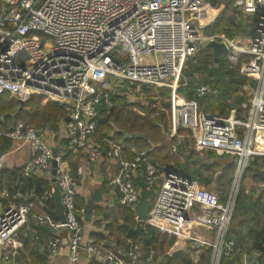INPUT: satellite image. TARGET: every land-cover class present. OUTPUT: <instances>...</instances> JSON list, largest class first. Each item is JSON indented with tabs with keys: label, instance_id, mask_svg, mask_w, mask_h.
<instances>
[{
	"label": "built area",
	"instance_id": "1",
	"mask_svg": "<svg viewBox=\"0 0 264 264\" xmlns=\"http://www.w3.org/2000/svg\"><path fill=\"white\" fill-rule=\"evenodd\" d=\"M231 7L241 25L249 27L229 38L203 32L215 15H208L205 0H0V95L23 103L39 98L60 106L64 129L61 150L53 155L47 139L50 128L21 121L6 127L0 118V137L27 144L30 150L16 180L15 196L22 201L0 210V251H5L0 253V264H16L14 256L20 246L16 235L29 215L40 225L67 232V264H79L81 253L90 258L87 264H159L161 257L155 249L142 255L137 242L128 241L122 250L106 247L103 240L83 239L76 191L86 169L104 158L117 165L107 184L119 193L122 204L138 202L137 177L148 188L158 187L142 229L182 242L193 261L206 248L211 249L209 264H218L221 257L233 253V240H225V234L238 191L236 182L220 202L181 172L171 168L161 172L146 150L132 149L129 158L120 159V141H107L102 148L94 138L95 116L102 117L100 111L112 106L114 88L163 89L169 93L172 134L188 132L195 151L234 155V180L248 160L264 155L255 150L256 134L264 139V0H233ZM246 32H250L247 40ZM211 41L223 44L231 65L246 59L239 72L253 78L254 86L240 105V119L234 112L227 117L204 113L195 99L177 91V75L184 62ZM242 89L247 91V85ZM207 92L203 84L195 89L196 97ZM71 155L81 157L74 171L65 161ZM4 158L0 149V168ZM52 161L56 163L54 176ZM35 175L58 188L64 223L41 211L35 213L30 199L35 196L30 190L20 191L25 180ZM50 193L44 190L39 203L49 199ZM59 244L60 237L54 235L48 252L56 255ZM231 264L252 263L243 255L240 262Z\"/></svg>",
	"mask_w": 264,
	"mask_h": 264
},
{
	"label": "trees",
	"instance_id": "2",
	"mask_svg": "<svg viewBox=\"0 0 264 264\" xmlns=\"http://www.w3.org/2000/svg\"><path fill=\"white\" fill-rule=\"evenodd\" d=\"M206 1L212 7L223 4V8L215 22L205 29V34L222 31L224 26L227 27L226 36L229 38L243 33L241 23H235L229 13L234 11L231 7L233 0ZM184 64L185 67L182 72L187 82L186 86L178 87L177 91L180 94L184 95L186 99H195L201 110L212 114L215 111L217 116H227L229 109L233 107L235 118H242L240 105L249 96L248 91L254 86V82L250 77L240 74L238 67L228 63L224 54H220L217 59H214L210 48L198 52L196 57L187 59ZM200 84L206 85L211 91L216 90L215 94L209 92L196 97L195 89ZM243 85H247L248 88L246 96L240 95ZM141 90L148 95V101L152 104L150 110H146L144 106L139 104H130L123 92L124 90L118 89V92H114L112 96V106L100 111V115L102 117L108 116V120L96 126L94 135L96 142L100 147L106 148L107 141H120L122 145L120 159L129 158L132 149L146 150L149 160L158 167L179 171L184 176L194 179L202 185H208L213 180L216 185L214 186L215 196L220 202H223L233 177L235 161L232 158H235V156L222 154L226 155L223 157H229L232 161L220 165L215 160L211 161V156L214 153L209 150H206V155L202 157L190 148L185 149V145L181 143H175L174 145L173 142L176 140L174 136H166L164 138L161 128L164 129L167 124L166 116L163 111L158 112L154 104H161L162 107L167 109L169 101L160 100L157 97L160 95L168 98V93L166 90L159 89L157 90L159 91L158 95H153V90ZM133 106L143 112L145 111V113L138 115L132 110ZM152 114L154 115L151 116ZM62 117L63 112L56 104L40 105L39 102L29 99L19 108L16 100L8 99L6 95H0V118H2L6 127H9L14 122L21 121L32 126H47L53 132L56 131V124ZM111 123L116 128H113ZM111 132L112 134L110 135ZM12 147L16 149L7 153L6 163L4 162L0 168V190L3 187L8 188L11 185V181L13 183V192L10 188L8 190L11 191V195H13L16 202H19V199L15 196L17 189L14 183L20 176L21 168L28 161L30 151L27 144H20L5 137H0V149L2 152H6ZM19 152L23 154H19ZM259 167L257 156L252 157L244 168L242 177L247 176L250 172L251 179L264 183V179L254 172V168ZM214 173L215 178H213ZM134 182L141 189L138 203L147 200L150 209L156 198L158 187H146L139 177ZM50 183L49 180L33 176L25 180L24 186L20 188V191L30 190L36 198H39V195L44 190L51 191ZM81 204H76V206L78 205L77 207L81 208ZM246 204H248V207L244 208ZM93 209L97 218L95 224L105 222L104 229L106 231L103 234H92L91 237L94 241L103 240L106 246L107 244L113 245L122 250L128 241L137 242L140 244L142 255L147 253L152 247L156 251V256L161 258L177 244L174 238L166 239L165 234L158 233L153 229H142L141 224L143 221L136 219L135 211L130 205L124 204L120 206L118 204L115 209L110 210L93 205ZM79 216L81 214H78ZM99 218L100 220H98ZM32 238L33 235L30 233L21 235L22 248L18 250L17 262L19 264H46L43 252L36 247L31 248L29 246ZM225 240H233V253L228 257H221L218 264H231L233 261L240 262V258L243 255H249V261L255 260L257 264H264V186L259 189L258 193L253 189L246 190L242 186L239 187ZM165 242H167V248L163 250ZM188 253L189 251L185 247L178 249L171 254L166 262L167 264H196V262H192L189 259ZM210 254V248H206L200 254L198 259L201 264L209 263ZM27 258L31 260V263Z\"/></svg>",
	"mask_w": 264,
	"mask_h": 264
},
{
	"label": "crops",
	"instance_id": "3",
	"mask_svg": "<svg viewBox=\"0 0 264 264\" xmlns=\"http://www.w3.org/2000/svg\"><path fill=\"white\" fill-rule=\"evenodd\" d=\"M216 11L217 10H215V12ZM249 34H250V32H246V40L249 37ZM56 125H57L56 131L52 132V130H51L47 139H48V142L50 143L51 147L54 148L55 150H57V152H58V150H61L60 146L64 142V138H63L64 129H63V124L60 121H58V123ZM167 136H169V137H173V136L175 137L176 136L175 134L174 135L172 134V132L169 130V127L167 130ZM13 148L14 147H12L11 149H8L6 152H3L5 154V158H6V155L9 151L16 149V148H14V149ZM19 154H23V153L19 152ZM5 158H4V162H5ZM65 161H66L67 165L73 171L74 168L76 167V165L79 163V161H81V157L76 156V155L75 156L71 155V156L66 157ZM166 169L167 168H165L164 170H166ZM116 170H117L116 163L114 162V160H109V159H102L101 161L95 163L92 166V168L86 169L85 174L80 179L79 184H78V188L76 191V202H77L76 204L79 205L80 203H82L80 206H82L81 208H83L86 201L91 197L92 192L94 190H97L99 195H100V201L94 203V205H97L101 208H106L108 210L115 209L118 204L120 206L124 205L120 201L119 193L112 190L107 184L108 176L113 174ZM35 177L42 178V179L46 180L44 177H40L39 175H35ZM10 184L11 185H9L8 188H10L11 191L13 192V190H12L13 183L11 181H10ZM14 185L16 188V182L14 183ZM50 187H51L50 197H49V199L45 200V202H43V204L39 203V201H38L39 198H36V197L31 198V200L34 202V205H35V209H34L35 213L41 211V212L49 215L48 213L45 212V209H49V210L53 209V187H54V184L50 183ZM8 188L3 187L0 190V210L2 209L3 206L16 202L13 195H11V191H9ZM139 189H140V187H139ZM140 194H141V189H140ZM21 201L22 200L19 199V202H21ZM140 203L137 202L134 205H138ZM49 216L56 219L52 215H49ZM80 218H81L82 227H83V239L84 240H92L93 241L94 239H92V237H91L92 234H94V233H96V234L97 233H102V234L106 233V231L104 229L105 222H99L98 224H95V220H97V218H96V215L94 214V209L91 212L90 221L87 222L84 220L83 213H81ZM98 220H100V218ZM26 233H30L31 235H33L32 241L29 244V246L31 248L36 247L38 250L43 252V254L46 258L45 259L46 264H67L68 263V261H67V232L64 229H61L60 231H54L53 229L49 228L48 226L40 225L36 222L35 218H33L32 215H29L27 222L24 224V226L21 229L18 230L17 235H16V240L20 243V246L16 249V253L14 256L16 264H19L16 260V256L19 255L18 250H20L22 248L20 237H21V235H25ZM207 233H208L209 237L212 238L213 234L209 231H207ZM54 235H58L60 237V244H59L58 253L56 255H51L48 252V245L47 244H48V241ZM106 247L116 248L113 245L111 246L108 244ZM184 247L186 248V246H182V248H184ZM0 253L4 254L5 251H3V252L0 251ZM164 256H162V258L160 260L163 261L164 264H167V262H166L167 260L164 258ZM188 256H189V253H188ZM248 257H249V255L246 256V261H249ZM27 259L31 263V260L29 258H27ZM89 259L90 258L85 253H81L80 259H79V264H87ZM189 259H190V257H189ZM241 260H242V256L240 258V261ZM191 261L192 262H198L199 264H201L199 259H197L195 261H193V260H191ZM250 262H252V260ZM24 264H26V263H24ZM140 264H141V262H140Z\"/></svg>",
	"mask_w": 264,
	"mask_h": 264
},
{
	"label": "rangeland",
	"instance_id": "4",
	"mask_svg": "<svg viewBox=\"0 0 264 264\" xmlns=\"http://www.w3.org/2000/svg\"><path fill=\"white\" fill-rule=\"evenodd\" d=\"M206 1V0H205ZM206 3H207V6H209L210 8H212V9H210V8H208V15L209 16H213L214 14V17L212 18L213 20H211V21H207V23H206V25L203 27V32H205V29L208 27V26H210V25H212L214 22H215V20H216V18H217V16L219 15V13H220V11H221V7H220V4H218L216 7H212L207 1H206ZM223 5V4H222ZM221 8V9H220ZM215 9H217L218 11H216V13H214L215 12ZM230 14H231V16H232V18L234 19V21H235V23H241V19H240V16H239V14L234 10L233 12H229ZM206 22V21H205ZM243 28H246V27H249L248 25H246V24H243V25H241ZM227 27H225L224 26V30H222V31H219V32H216V33H219V34H224V35H227ZM235 36H239V34H236ZM207 48V46H205V47H201V49H199L192 57H190L191 59H193L194 57H196L197 55H198V52H200V51H203V50H205ZM190 58H188V59H190ZM186 62V61H185ZM184 62V63H185ZM245 62H246V59L245 58H242V59H240V61L238 62V64L236 65L237 67H238V71H239V68L243 65V64H245ZM184 67H185V64H183V66H182V68H181V70H180V72H179V74L177 75V77H178V86H186V77L184 76V74H183V69H184ZM240 73V72H239ZM240 74H242V73H240ZM243 75V74H242ZM252 80H253V78H251ZM208 88V92L207 93H209V92H211V93H213V94H215V92H216V90H210V88L209 87H207ZM118 89L119 90H121V89H123L124 91V93L126 94L125 96H126V98H127V100H128V102L130 103V104H139V105H142V106H144L145 108H146V110H150V108L152 107V104H150L149 103V101H148V95L145 93V92H143V90L141 91L140 89H138V88H117V89H115L114 88V92H118ZM158 93H159V91H157V90H153V95H158ZM168 93V92H167ZM240 95H242V96H246V90H244V89H242L241 88V90H240ZM8 98V97H7ZM157 98H159L160 100H168L169 101V93H168V98L167 97H164V96H160V95H158V97ZM9 99V98H8ZM32 100H35V101H37V102H39L40 103V105H51V103H48V102H46V103H43L42 102V100L41 99H39V98H32ZM161 104H158V103H155L154 104V106L155 107H157V111L159 112V111H163L164 113H165V116H166V121H167V124H166V126H165V128L163 129V128H161V129H163V132L161 131V133L164 135V138H166V136H167V130H168V127H169V125H168V108L166 109V108H164V107H162V105L160 106ZM58 106V105H57ZM60 107V106H59ZM160 107V108H159ZM132 110L134 111V112H136L138 115H141V114H144L145 113V111L143 112L142 110H140L139 108H137L136 106H133L132 107ZM201 110V109H200ZM232 110H234V108L233 107H231L230 109H229V112H228V114H227V116H229L231 113H233L234 112V114H235V110L234 111H232ZM202 112H204V113H208V114H212V113H210V112H208V111H204V110H201ZM154 114H152L151 116H153ZM212 115H216V112L214 111V113L212 114ZM243 115V113H241V116ZM1 116H3V115H1ZM227 116H221V117H227ZM111 126L113 127V128H116L112 123H111ZM112 134V132L110 133V135ZM257 135V137H255V140H256V146H255V150H257L259 153H264V139L261 137V134H259V132L256 134ZM176 140L173 142V144L175 145V143L177 144V143H181L182 145H185V149H191V150H194L193 149V147H192V138H191V135L188 133V132H184V131H179V132H177V136H175L174 137ZM115 142V141H114ZM173 145V146H174ZM205 151L206 150H204V151H195L194 150V152H197L200 156H202V157H204L206 154H205ZM210 151V150H209ZM210 152H212V153H214V155L213 156H211V161H217L220 165H222V164H224V163H226V162H228V161H232V160H234L235 161V158H232V160H231V158H229V157H223V156H226V155H222V154H217L216 152H214V151H210ZM249 161V160H248ZM257 161H258V163H259V166L260 167H262L263 166V164H264V155H258L257 156ZM259 167V168H260ZM234 170V169H233ZM217 172H219V171H217ZM233 173H234V171H233ZM243 173H244V170L242 171V173H241V175H239L238 176V178H237V180H234V174H233V177H232V180H231V182H230V185H229V187H228V189H227V194H229V192H230V187H231V185H232V183H234V182H236L237 183V185H238V189H239V187L240 186H242L243 188H245L246 190H250V189H253L256 193H258L259 192V189L261 188V187H263L264 186V183H260V182H258V181H255V180H253V179H251V173L249 172L248 174H247V176H245V177H242L243 176ZM213 178H215V173L213 174ZM200 184V183H199ZM204 189H206L207 191H209V192H211V193H213L214 195H216L215 194V192H214V186H216L215 185V183H214V181L212 180L208 185H202V184H200ZM166 237V239H168V238H170V239H172V238H174V237H172V236H165ZM174 240H176L175 238H174ZM166 244H167V242H165V245H164V247H163V250H165V248H167V246H166ZM166 250H168V249H166ZM159 264H164V262L163 261H161V260H159Z\"/></svg>",
	"mask_w": 264,
	"mask_h": 264
},
{
	"label": "water",
	"instance_id": "5",
	"mask_svg": "<svg viewBox=\"0 0 264 264\" xmlns=\"http://www.w3.org/2000/svg\"><path fill=\"white\" fill-rule=\"evenodd\" d=\"M207 48L211 49L212 55L214 57V59H217V57L220 54H225L226 50L225 47L223 46L222 43L216 42V41H211L207 44ZM19 108L22 107L23 102L22 101H17ZM95 120H96V124L98 125L99 123H103L106 122L108 120V116L105 117H100L98 114L95 116ZM161 131L163 132V129H161ZM52 154H55V149L52 148ZM55 167H56V163L54 161H52L51 163V175L54 176L55 175ZM158 169L161 172H165L166 170H164V167L159 166ZM254 172L261 178L264 179V165L260 168H254ZM52 182H53V177H52ZM33 198V197H32ZM100 201V195L98 193L97 190H94L92 192L91 197L86 201L85 205L82 208V213L84 215V220L85 221H90V217H91V212H92V207L94 205V203L99 202ZM133 207L135 214H136V219L138 221H143L146 217V214L149 210V202L147 200L142 201L140 204L138 205H130ZM248 204L245 205L244 208H247ZM45 212L48 213L49 215H52L53 217H55L58 221H60L61 223H64V216L62 213V205L60 202V196H59V190L56 186L53 187V209L49 210V209H45ZM183 246L182 242H178L176 244V246L172 247L167 254H165L164 258L166 260L169 259V257L171 256L172 253H174L175 251H177L178 249H181ZM126 250V248H125ZM252 264H256L257 262L255 260H252L251 262Z\"/></svg>",
	"mask_w": 264,
	"mask_h": 264
},
{
	"label": "bare ground",
	"instance_id": "6",
	"mask_svg": "<svg viewBox=\"0 0 264 264\" xmlns=\"http://www.w3.org/2000/svg\"><path fill=\"white\" fill-rule=\"evenodd\" d=\"M215 13V12H214Z\"/></svg>",
	"mask_w": 264,
	"mask_h": 264
}]
</instances>
